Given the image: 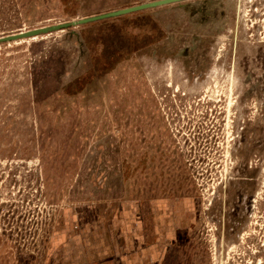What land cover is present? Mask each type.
Here are the masks:
<instances>
[{"label": "rangeland", "instance_id": "rangeland-1", "mask_svg": "<svg viewBox=\"0 0 264 264\" xmlns=\"http://www.w3.org/2000/svg\"><path fill=\"white\" fill-rule=\"evenodd\" d=\"M148 1L0 0V36ZM90 205L149 236L161 205V264H264V0L0 45V264H47Z\"/></svg>", "mask_w": 264, "mask_h": 264}, {"label": "crops", "instance_id": "crops-1", "mask_svg": "<svg viewBox=\"0 0 264 264\" xmlns=\"http://www.w3.org/2000/svg\"><path fill=\"white\" fill-rule=\"evenodd\" d=\"M154 207L157 226L151 236L132 205L113 211L100 205L80 209L55 233L47 264H161L167 230L162 206Z\"/></svg>", "mask_w": 264, "mask_h": 264}, {"label": "water", "instance_id": "water-1", "mask_svg": "<svg viewBox=\"0 0 264 264\" xmlns=\"http://www.w3.org/2000/svg\"><path fill=\"white\" fill-rule=\"evenodd\" d=\"M187 1H190V0H152V1L141 3V4L132 5V6H128L125 8L112 10V11H108V12H104L100 14H95L91 16H86L82 18L72 19L68 21L58 22V23L44 25V26L30 28V29H24V30L15 32V33H10L7 35L0 36V45L4 43H12V42H18V41L27 40V39H33V38L44 36V35L51 34L54 32L71 31L74 28H77L85 24L102 21L106 19L117 18V17H121L124 15L143 11L146 9L161 7L165 5L181 4Z\"/></svg>", "mask_w": 264, "mask_h": 264}, {"label": "flooded vegetation", "instance_id": "flooded-vegetation-1", "mask_svg": "<svg viewBox=\"0 0 264 264\" xmlns=\"http://www.w3.org/2000/svg\"><path fill=\"white\" fill-rule=\"evenodd\" d=\"M191 20V19H190ZM193 22V21H192Z\"/></svg>", "mask_w": 264, "mask_h": 264}]
</instances>
